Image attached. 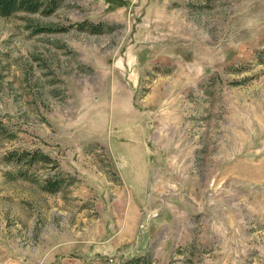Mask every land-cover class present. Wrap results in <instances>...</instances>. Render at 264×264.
<instances>
[{
    "label": "rangeland",
    "instance_id": "1",
    "mask_svg": "<svg viewBox=\"0 0 264 264\" xmlns=\"http://www.w3.org/2000/svg\"><path fill=\"white\" fill-rule=\"evenodd\" d=\"M58 1L0 15V264H264V0Z\"/></svg>",
    "mask_w": 264,
    "mask_h": 264
},
{
    "label": "trees",
    "instance_id": "2",
    "mask_svg": "<svg viewBox=\"0 0 264 264\" xmlns=\"http://www.w3.org/2000/svg\"><path fill=\"white\" fill-rule=\"evenodd\" d=\"M59 5L58 0H0V15H10L17 11H30V12H43L51 13ZM79 28H87L91 32H99L103 30L104 23L101 21L93 22L89 20H82L77 23ZM50 28V27H49ZM53 28V27H52ZM58 27H55V29ZM61 29H67L68 26L59 27ZM39 154L37 151H13L7 155L9 159H14L15 161L26 160L29 156V160H35ZM44 157V156H42ZM58 181L48 180L45 188L48 190H56Z\"/></svg>",
    "mask_w": 264,
    "mask_h": 264
}]
</instances>
